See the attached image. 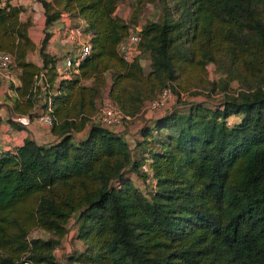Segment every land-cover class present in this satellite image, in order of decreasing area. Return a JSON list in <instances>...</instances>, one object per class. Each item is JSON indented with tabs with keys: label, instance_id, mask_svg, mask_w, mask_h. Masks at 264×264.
I'll list each match as a JSON object with an SVG mask.
<instances>
[{
	"label": "trees",
	"instance_id": "trees-1",
	"mask_svg": "<svg viewBox=\"0 0 264 264\" xmlns=\"http://www.w3.org/2000/svg\"><path fill=\"white\" fill-rule=\"evenodd\" d=\"M117 1L35 0L44 27L68 21L91 35L90 53L58 78L56 57L45 51L49 33L35 44L29 16L20 19L23 7L0 0V52L10 55L11 73L18 70V85H7L10 111L30 121L34 105L49 106L54 137L0 146V264H57L53 250L70 218L84 250L76 260L65 258L69 263L264 264V0H175L158 21L137 29L114 14ZM131 30L139 35L138 52L124 61L117 45ZM33 51L39 66L26 58ZM145 52L146 74L139 64ZM219 54L252 78L219 106L192 104L186 115L151 117L132 146L90 121L101 95L95 85H104L106 74V96L133 118L165 88L178 102L186 88L179 80ZM39 73L44 89L33 84ZM230 116H238L236 124ZM13 117L7 120L20 126ZM151 130L177 132V139L133 160V147ZM144 162L150 175L140 168ZM132 173L150 182L148 194ZM34 229L49 237L32 236Z\"/></svg>",
	"mask_w": 264,
	"mask_h": 264
},
{
	"label": "rangeland",
	"instance_id": "rangeland-1",
	"mask_svg": "<svg viewBox=\"0 0 264 264\" xmlns=\"http://www.w3.org/2000/svg\"><path fill=\"white\" fill-rule=\"evenodd\" d=\"M174 3L175 0H118L114 14L127 22L130 27H137L140 24L146 25L148 23L158 21L161 17L163 6L165 5L167 7H171ZM33 4L34 3L32 0V2H30L29 4V6L31 7V11H28V13L30 14L25 13L24 15H22V20H25L27 18V15H31L32 17L38 16V12L35 10ZM70 19L71 23H76V18L71 17ZM62 31L63 29L61 25H59V22H55L48 26H45L42 30V33H49V37L51 35H54L56 42L59 41V43L61 44L60 51L64 53L70 48V43L64 39V37L62 36ZM36 51L27 54L29 60L38 61V53ZM56 54L57 55H54L56 57L54 65L57 71V68H60L59 61L62 57V54L61 52ZM139 64L142 68L143 73L146 74L150 69V56L147 52L141 53ZM14 70H17V68L14 67ZM184 78H186L185 81ZM89 81L90 80H86L84 81V83L88 85ZM179 81H181V83L184 82V86L186 87L185 89L180 90L177 96L179 101L175 102L176 97L173 94V99L166 106H164L165 108L159 110L158 114L164 113L168 108L177 110V112L181 113L182 115H186L192 108V106H190L192 104L202 103L203 105L209 107L219 106V104L225 99V97L231 96L232 94L237 93L238 90L245 87L246 82L250 84L252 82V78L251 75L243 67H241L240 65H238V67L236 68L231 67L229 65L227 57L219 54L216 56L213 62H207L204 65L203 69L191 68L190 71H187L185 73L183 79ZM98 83L100 84V81ZM33 84L36 88L44 89V87L46 86L45 75L43 74L40 80H38L37 77L35 79L33 78ZM90 84V86H94V82L91 81ZM109 84L110 80L108 78V74H106V81L104 85H95V88H97L96 90L100 92L99 95L101 94L99 97L100 99L96 98L95 100V105L97 108L101 102V97L105 94V91L108 88ZM146 105L147 103L137 116L123 121V123L118 128H116V131L122 132L124 134L126 141L130 146L133 145V141L139 127L147 122V119L155 117V113L157 112L156 111L154 113V111H149ZM158 114H156V116H158ZM90 121L98 123L95 114L91 116ZM229 121H231V125L236 124V122L238 121V116H230ZM8 122L12 124L13 127L18 128V125L16 123H13L10 120ZM22 122L27 123V120L25 118H22ZM41 128L43 129V127ZM31 129L40 130L39 128H37V125L32 126ZM85 132L86 129L82 130V132L78 133V136H84ZM147 134L149 135H146V137L144 138L145 141L141 142L140 146L133 147L134 149H132L131 154L133 160H139L143 155H149V153L151 154L152 152L162 151L164 147H168L175 143V140L177 139V132H170L166 130L159 132L151 130L150 133ZM28 136L29 138L33 139L32 135L28 134ZM46 142H40L39 144H45ZM129 172V170H126V173ZM131 176L134 179L135 186L138 187L141 192H143L144 194H148V192L152 190V185L150 184V182L148 183L142 180V177L135 178V175L133 173L131 174ZM76 227L77 226L76 224H74L73 218H70L67 222V232L61 238L58 248L54 253L57 260L61 257L63 259L70 258L72 260H76V258H78V256L83 252L84 245L75 237ZM31 235L45 239L49 237L48 233L36 229L31 231Z\"/></svg>",
	"mask_w": 264,
	"mask_h": 264
},
{
	"label": "built area",
	"instance_id": "built-area-1",
	"mask_svg": "<svg viewBox=\"0 0 264 264\" xmlns=\"http://www.w3.org/2000/svg\"><path fill=\"white\" fill-rule=\"evenodd\" d=\"M65 22V21H64ZM63 31L62 36L66 41L70 43V48L62 55L60 68H57L58 76L65 78L69 76V70L77 67L79 63L90 53V38L91 35L88 31L84 30L81 24L71 27L68 22L64 24L59 23ZM136 28V26H135ZM137 29V28H136ZM139 41V35L137 31L131 30L124 39H122L117 45V52L119 56L124 61H130L135 53H137V43ZM11 57L9 54L0 52V82L8 84L12 81V73L10 69ZM42 77V73H39L38 80ZM173 99V94L169 88H165L161 93L153 100L149 101L146 105L149 111H154L155 116L158 111L165 108L171 100ZM172 109L167 108V112ZM49 106L46 110L39 111L36 113L34 120L49 127L51 124V119L48 115ZM96 119L100 126L116 130L124 120L129 119V117L122 114V112L116 107L114 102H112L106 94L103 95L98 108L96 107ZM159 115V114H158ZM22 118H25L28 122L26 116H14L13 120L19 123L22 122ZM0 148V154H1ZM141 170L148 175L150 171L146 162L142 163L140 166ZM58 246L54 248L53 252L57 250ZM20 264H43L34 263L28 259H22ZM79 264V263H75Z\"/></svg>",
	"mask_w": 264,
	"mask_h": 264
},
{
	"label": "crops",
	"instance_id": "crops-1",
	"mask_svg": "<svg viewBox=\"0 0 264 264\" xmlns=\"http://www.w3.org/2000/svg\"><path fill=\"white\" fill-rule=\"evenodd\" d=\"M30 2H32V0H14L15 4L22 6L24 9V11L20 13V19H23L22 15H24L25 13L30 14V13H28V11L29 12L31 11L30 10L31 7L29 6ZM33 3H34L33 6H34L35 10L38 12V16L32 17L31 15H27V16H29V18L31 20V26L28 29V35H29L30 39L35 44H37L38 41L40 40V38L42 37V29H43L44 25H43V16L40 12L39 5L35 2V0H33ZM60 46H61V44L59 43V41L56 42L55 36L51 35L47 40L45 51L51 55H57L56 53H60V52L63 55L65 52L63 53L62 51H60V49H61ZM26 58H27V60H29L28 55ZM29 61L33 62L37 66H39L41 64L39 57H38V61H35V60L34 61L29 60ZM60 62H61V59H60L59 63ZM17 72H18V70L12 69L13 77H12V82H10V83H12L13 86L18 85V80L16 79ZM58 78H61V77L58 76ZM7 85L8 84H6V83L0 82V146L4 147V148H10L11 145L13 146V145L19 144L24 137L28 136V134L32 135L33 140H35L38 144L40 142H46L47 141L46 143H48V142L52 141L54 139V137L49 133V127L35 121L34 118H32L27 123H22L21 124L22 126L21 125L19 126L17 124L19 126V128L13 127V125L8 122L7 119L8 118L11 119L14 115L10 111L11 106H10L9 96L12 93L7 88ZM5 95H7L8 97H6ZM40 102H41V100H40ZM34 106H35L34 112L41 111L38 109V104H36ZM36 125H37V128H39L42 131H40L38 129H36V130L31 129L32 126H36ZM41 127H43V129ZM120 133H122V132H120ZM122 135L124 136L123 133H122ZM57 264H75V263H69V262H67L66 259H63L61 257L60 259L57 260Z\"/></svg>",
	"mask_w": 264,
	"mask_h": 264
}]
</instances>
